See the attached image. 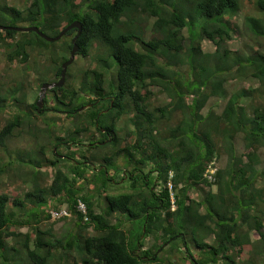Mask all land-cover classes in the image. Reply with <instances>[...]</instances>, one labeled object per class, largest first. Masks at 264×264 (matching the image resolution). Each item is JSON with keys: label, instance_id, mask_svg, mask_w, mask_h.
<instances>
[{"label": "trees", "instance_id": "1", "mask_svg": "<svg viewBox=\"0 0 264 264\" xmlns=\"http://www.w3.org/2000/svg\"><path fill=\"white\" fill-rule=\"evenodd\" d=\"M247 1L254 11L244 26L260 44L250 52L229 43L244 0H29L24 8L0 0L2 25L57 36L79 20L73 64L91 56L79 86L69 83L68 67L64 85L48 89L49 111L27 101L25 81H0V113L8 114L0 154L29 130L48 137L28 155L38 167L32 176L0 155V264H264V0ZM76 33L50 42L0 28V60L2 53L7 64L19 59L30 70L29 48L39 50L54 68L53 77L38 73L41 88L59 79ZM237 77L260 85L230 93ZM160 94L169 101L154 106ZM213 97L226 100L222 110L204 111ZM46 112L61 115L45 120ZM240 136L245 151L238 153ZM223 155L227 164L210 179L212 161ZM92 159L99 164L90 171ZM44 166L55 169L46 186ZM14 169L7 176L19 173L23 191L2 187L1 176ZM125 184L130 190L112 188ZM64 209L70 215L53 217ZM68 219L75 228L63 235L42 225Z\"/></svg>", "mask_w": 264, "mask_h": 264}, {"label": "rangeland", "instance_id": "2", "mask_svg": "<svg viewBox=\"0 0 264 264\" xmlns=\"http://www.w3.org/2000/svg\"><path fill=\"white\" fill-rule=\"evenodd\" d=\"M7 2H9L11 5H16L19 8H24L27 4H29V0H6ZM243 8L244 10L240 12L239 15L235 16L233 18L234 23L237 24V27L234 31L233 34V38L229 40L230 43V48L232 49H241V50H245L250 52V50H252V46L254 45V48L256 49L259 42H257L247 31V29L244 26V15L247 11H249L252 9L253 12L254 8L251 7V3L250 1L244 0V4H243ZM10 22V20H9ZM65 21H62V23H64ZM24 24H20V26H22ZM40 28V27H39ZM136 26L135 25H130L129 29H135ZM43 32H45L46 34L50 35V31L49 30H44L41 29ZM25 32V31H24ZM28 33V32H27ZM52 36V35H50ZM67 37H71V35H67ZM258 43V44H257ZM260 45V44H259ZM204 46L206 47L205 49H211L213 44L210 42H204ZM3 48V47H2ZM5 49V48H3ZM95 51V50H94ZM29 52H30V58H29V65L31 67L30 70H28L27 68L24 67L23 63L19 62V59H16L12 62H10L9 64H7V62H5L4 57L5 55L1 53V62H0V81L3 82H8L10 81L12 78H17L18 81H25L28 84V98L27 101L29 103L36 101V99L39 98L40 94H41V88L37 87V79L36 77H41V75H39L38 73L43 71V73H48V71H50V75L49 76H54V68L53 65L50 63V60H46L45 56H43L39 50L35 49H30L29 48ZM97 52V50L95 51ZM93 53V52H92ZM91 53V54H92ZM100 53H104V51L101 50ZM49 57V55H48ZM78 61L74 62V64H71L69 66V70L68 72L72 73L70 75L69 78V83H71L72 85L74 84L75 86H79L81 80H83V72L81 70H83V68L87 67L90 62H91V56L88 57H77ZM37 64V65H36ZM38 66V68H37ZM37 68L38 71H34L33 69ZM56 78V77H55ZM258 86L260 85V81L255 80V79H244V78H238L235 80H232L228 86H229V92H232V88L235 89L237 87H242V86ZM157 89L154 88V91H156ZM48 91V89L46 90ZM45 91V96L48 95V98L50 100L49 104H54L55 101H53V99L51 98V93H47ZM228 93V94H230ZM85 94V93H84ZM169 101V97L164 95V94H160L157 97H154L152 100V103L157 105V104H161V103H166ZM226 101V100H225ZM224 100L221 99V97H213L208 101L207 106L205 107L204 111H207L208 108H210V105H212L216 111L220 112L224 106L225 103ZM21 106H23L24 109H26L25 104H21ZM8 110L10 111H16L17 108L16 107H8ZM55 115H61L60 113H56V112H46V117L45 120H49L51 119L53 116ZM64 117H67L66 115H64ZM8 119V114L6 113H0V128L3 126V124L6 122V120ZM66 122V120L63 121V124ZM59 124H62V121H58L57 125L59 126ZM36 134H35V130H29V133H24V135H17L16 137H14L12 140L9 141V147H10V151H8L7 153L2 152V158L4 160L7 161H13L15 164L17 163H22L24 164V168L28 169L26 171V173H29L32 175H34L35 172L38 171V167L37 165H35V161L30 162L28 155L29 156H36V147L37 145L40 144H46L48 141V137L45 135H41L39 137V139H35ZM106 147V146H105ZM103 147V149L105 148ZM236 147H237V152L241 153L243 151H245V147H244V142L240 137L237 138V142H236ZM101 146H98V148H94L93 150H91V153L96 152L97 150H102ZM107 148H112V146H108ZM1 153V152H0ZM264 155V152H262ZM100 153H97V155ZM262 155V156H263ZM21 157H24V159H21ZM89 159H91L92 157H90L89 154ZM93 162L90 163L89 165V170L92 171L93 168H95L94 164L98 165L99 164V159H92ZM91 160V161H92ZM227 156L223 155L222 158L220 159H215L214 160V165L217 167H224L227 164ZM68 162V161H67ZM119 163L122 165L123 161L120 160ZM70 164V162H69ZM68 164V165H69ZM215 168V167H213ZM43 173L39 174L42 180V185L46 186L48 184L51 183L52 179H53V174L55 169L53 167L50 166H44L41 168ZM16 171V169H14V171H7L6 175L1 176L2 181V187L4 189H7L9 191H23L25 188H28L26 183H24V179L23 177H20V174L17 173V175H15L13 178H9L7 175H13V173ZM23 175V172H22ZM36 175V174H35ZM43 175V178H42ZM112 188H116L117 191H125L126 190H130L128 187H126V184L120 187H112ZM111 188V189H112ZM114 191V192H117ZM198 194H200V192L198 191H192L191 192V196L192 197H197ZM101 205L104 203L103 201H100ZM65 207V205H64ZM115 217H113L114 220ZM52 220H57V219H52ZM52 221H48V222H44L42 223V225L44 227H48V228H53V230H55L59 235H63L66 232H68L69 230H71L72 228H75V224L74 221L72 219H68V220H60V221H56V223L51 224ZM131 228L132 225L131 223H126L125 224V229L126 232L128 233V236H130L129 234L131 233ZM28 230L27 227H22L20 229V231L22 232H26ZM89 232L93 233L94 230L93 228H89ZM252 237L254 239H256L258 237V235L255 233V231H252L251 233ZM151 238L153 237H149L147 240V245H150L151 242ZM154 240V239H153ZM238 251H236L237 253ZM250 253V252H249ZM248 253V254H249ZM245 254V253H243Z\"/></svg>", "mask_w": 264, "mask_h": 264}, {"label": "water", "instance_id": "3", "mask_svg": "<svg viewBox=\"0 0 264 264\" xmlns=\"http://www.w3.org/2000/svg\"><path fill=\"white\" fill-rule=\"evenodd\" d=\"M0 28L1 29H14L17 31H25V32H29V31H34L36 32L38 35H40L41 37H43L44 39H46L47 41H55L60 39L68 30H71L73 28L77 29V34L75 35V37L73 38V47L71 50V56L70 59L67 60L66 62H64L62 64V71L60 74V77L58 79V81H56L54 83L55 86H63L66 80V72H67V67L68 65L73 61L75 53L79 50L80 46L77 43V39L80 36L81 32H82V24L79 20H74L72 21L68 26H66L57 36H50L48 34H46L45 32H43L42 30H40V28L38 26L35 25H28V26H9V25H2L0 24ZM52 84L49 82H44L42 87H41V94L39 96V99L37 101V105L39 107H41L43 105V98L45 95V91L47 88H49Z\"/></svg>", "mask_w": 264, "mask_h": 264}, {"label": "bare ground", "instance_id": "4", "mask_svg": "<svg viewBox=\"0 0 264 264\" xmlns=\"http://www.w3.org/2000/svg\"><path fill=\"white\" fill-rule=\"evenodd\" d=\"M61 31H62V30H61ZM76 34H77V33H76ZM64 35H65V34H64ZM64 35H63V36H64ZM63 36H62V37H63ZM74 37H75V36H74ZM74 37H73V38H74ZM58 40H59V39H58ZM55 41H57V40H55ZM72 42H73V39H72ZM71 50H72V49H71ZM77 52H78V51H77ZM77 52H76V53H77ZM76 53H75V55H76ZM70 56H71V52H70V54H69V58H68L67 60L70 59ZM74 58H75V56H74ZM67 60H66V61H67ZM66 61H64V62H66ZM73 61H74V59H73ZM73 61L68 65V67H69L71 64H73ZM64 62H63V63H64ZM63 63H62V64H63ZM68 67H67V70H68ZM66 76H67V72H66ZM110 141H111V140H110ZM83 150H84V149H83ZM171 175H172V174L170 173V178L172 177ZM81 204H82V205H81ZM81 204L79 203L78 208H79L80 210H82L83 212H86V206H85V204H84L83 202H81ZM65 209H66V208H65ZM65 209L63 210V212H64L63 214H65V215H67V214L70 215V214L66 211L67 209H66V210H65ZM51 211H52V210H51Z\"/></svg>", "mask_w": 264, "mask_h": 264}, {"label": "flooded vegetation", "instance_id": "5", "mask_svg": "<svg viewBox=\"0 0 264 264\" xmlns=\"http://www.w3.org/2000/svg\"><path fill=\"white\" fill-rule=\"evenodd\" d=\"M56 81H52V82H50V83H55ZM55 85H51V87H49V89L50 88H53ZM49 91V90H48ZM37 101H38V99L36 100V103H37ZM54 101V100H53ZM50 103V100H49V98L47 97V99H44V102H43V105L40 107V108H44L45 107V109H47L48 111L49 110H51V106H52V104H49ZM47 105H49V106H47ZM40 108H38V112L40 111ZM104 132V131H103ZM108 140H111V137H108Z\"/></svg>", "mask_w": 264, "mask_h": 264}, {"label": "built area", "instance_id": "6", "mask_svg": "<svg viewBox=\"0 0 264 264\" xmlns=\"http://www.w3.org/2000/svg\"><path fill=\"white\" fill-rule=\"evenodd\" d=\"M215 169H216V168H213V167L211 166L210 169L208 170V177H209L210 179H213V172L215 171ZM80 204H81V202H80ZM81 205H82V204H81ZM63 213H64L63 210L60 211V212L53 211V217L55 218V217H58V216L64 215Z\"/></svg>", "mask_w": 264, "mask_h": 264}, {"label": "clouds", "instance_id": "7", "mask_svg": "<svg viewBox=\"0 0 264 264\" xmlns=\"http://www.w3.org/2000/svg\"><path fill=\"white\" fill-rule=\"evenodd\" d=\"M22 26H28V25H22ZM66 77H67V76H66ZM56 81H58V80H56ZM43 83H44V82H43ZM49 83H50V82H49ZM51 84L54 85V83H51ZM50 87H51V86H50ZM47 89H49V88H47ZM47 89H46V90H47ZM46 92H47V91H46ZM45 97H48V95L45 96ZM45 97L43 98V101H44ZM38 99H39V98H38ZM214 163H215V162L212 161V163H211L212 165H211V166L217 168V166H215ZM209 169H210V168H209ZM209 169H208V170H209ZM215 171H216V169H215Z\"/></svg>", "mask_w": 264, "mask_h": 264}]
</instances>
